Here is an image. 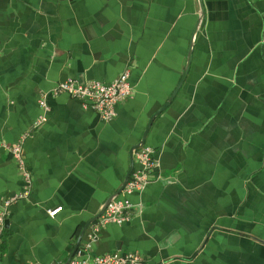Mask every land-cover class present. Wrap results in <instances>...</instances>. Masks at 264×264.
I'll list each match as a JSON object with an SVG mask.
<instances>
[{
    "label": "crops",
    "instance_id": "obj_1",
    "mask_svg": "<svg viewBox=\"0 0 264 264\" xmlns=\"http://www.w3.org/2000/svg\"><path fill=\"white\" fill-rule=\"evenodd\" d=\"M126 70L133 93L109 121L51 94L68 78L108 83ZM184 72L145 135L149 184L128 197V222L100 226L90 254L264 264V0H0V203L22 188L8 148L25 133L31 175L0 264H66ZM43 94L50 111L33 129Z\"/></svg>",
    "mask_w": 264,
    "mask_h": 264
},
{
    "label": "built area",
    "instance_id": "obj_2",
    "mask_svg": "<svg viewBox=\"0 0 264 264\" xmlns=\"http://www.w3.org/2000/svg\"><path fill=\"white\" fill-rule=\"evenodd\" d=\"M67 94L73 99L79 100L84 108L91 109L98 113L104 121H109L115 116L116 106L131 98L133 89L129 83L128 70L122 72L117 78L108 83L98 81L79 82L68 78L58 83L52 90V95ZM47 95L43 94L38 105L42 110L41 115L33 122V129L41 126L47 121L49 107L46 101ZM28 137V133L22 134L17 142L12 144L8 151L16 161L20 176L22 178L21 190L12 196L4 197L0 203V239L5 229V222L10 215L12 205L30 193L31 175L24 163L22 153L23 145ZM154 151L151 147L142 146L136 152V159L139 168L132 172L128 181L120 194L108 203L102 215L89 227L88 239L75 251L68 264H140L142 258L136 253H105L92 256L91 246L97 241V234L100 226L106 224L122 225L130 220L129 211L132 204L128 197L143 190L150 182V174L156 167V162L152 158ZM62 210L61 207L49 212L50 217H54Z\"/></svg>",
    "mask_w": 264,
    "mask_h": 264
},
{
    "label": "water",
    "instance_id": "obj_3",
    "mask_svg": "<svg viewBox=\"0 0 264 264\" xmlns=\"http://www.w3.org/2000/svg\"><path fill=\"white\" fill-rule=\"evenodd\" d=\"M199 24V23H198ZM198 26V25H197ZM197 30V27H196V29H195V31ZM190 49H191V45H190V48H189V52H188V63H189V59H190V56H189V54H190ZM186 69H187V66H186ZM186 69H185V72H186ZM185 72L183 73V75H182V77H181V80H180V83L178 84V86L176 87V89L174 90V92L172 93V95L170 96V98L167 100V102L162 106V108H160L156 113H154L151 117H150V119H149V121H148V125H147V128H146V130H145V132L143 133V135H142V138H141V140L135 145V146H133L132 148H131V151H130V160H129V168H128V170H127V172H126V174H125V176H124V179H123V182H122V184H121V186L118 188V190L112 195V196H110L107 200H106V202L104 203V205L102 206V208L99 210V212L92 218V219H90L87 223H86V225H85V227H84V229L82 230V232H81V235H80V238H79V240L77 241V243H76V245H75V247H74V249H73V251H72V253H71V255H70V257L68 258V260H67V262H66V264H68V262H69V260L72 258V256L74 255V253H75V251L77 250V248H78V246H79V243H80V240H81V238H82V236H83V234H84V232L102 215V213L104 212V210H105V208H106V206L108 205V203L109 202H111L114 198H116L119 194H120V192L122 191V189L124 188V186H125V184H126V182L128 181V179H129V176H130V174H131V171H132V169H133V159H132V153L136 150V149H138V148H140L143 144H144V140H145V135H146V133H147V131H148V129H149V127L151 126V123H152V121H153V119L171 102V100L173 99V97L175 96V94H176V92H177V89L179 88V86H180V84H181V82H182V80H183V77H184V74H185Z\"/></svg>",
    "mask_w": 264,
    "mask_h": 264
}]
</instances>
